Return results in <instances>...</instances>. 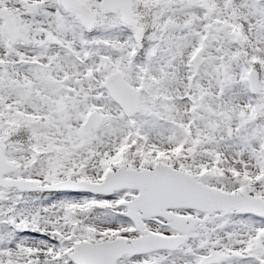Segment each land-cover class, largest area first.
<instances>
[{
	"label": "snow or ice",
	"instance_id": "6c2138e0",
	"mask_svg": "<svg viewBox=\"0 0 264 264\" xmlns=\"http://www.w3.org/2000/svg\"><path fill=\"white\" fill-rule=\"evenodd\" d=\"M0 264H264V0H0Z\"/></svg>",
	"mask_w": 264,
	"mask_h": 264
}]
</instances>
